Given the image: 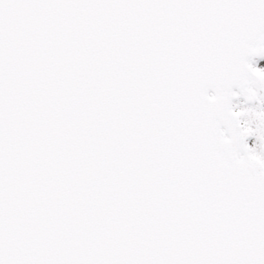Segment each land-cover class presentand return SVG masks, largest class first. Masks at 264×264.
Instances as JSON below:
<instances>
[{
	"label": "snow or ice",
	"instance_id": "1",
	"mask_svg": "<svg viewBox=\"0 0 264 264\" xmlns=\"http://www.w3.org/2000/svg\"><path fill=\"white\" fill-rule=\"evenodd\" d=\"M258 58L264 0H0V264H264Z\"/></svg>",
	"mask_w": 264,
	"mask_h": 264
},
{
	"label": "rangeland",
	"instance_id": "2",
	"mask_svg": "<svg viewBox=\"0 0 264 264\" xmlns=\"http://www.w3.org/2000/svg\"><path fill=\"white\" fill-rule=\"evenodd\" d=\"M257 66L264 67V58H258L257 59ZM244 100H245V98L243 96L237 97V99H236V101L241 104V107H246V106H249L253 103H258V101H256V102H248V104H244V103H242ZM248 142L250 145L254 146L256 143V137L255 136L249 137Z\"/></svg>",
	"mask_w": 264,
	"mask_h": 264
}]
</instances>
